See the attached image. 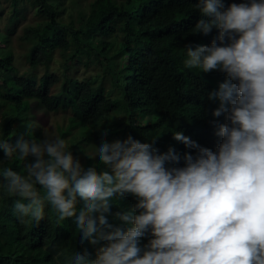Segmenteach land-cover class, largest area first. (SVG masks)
Instances as JSON below:
<instances>
[{
    "label": "clouds",
    "instance_id": "clouds-1",
    "mask_svg": "<svg viewBox=\"0 0 264 264\" xmlns=\"http://www.w3.org/2000/svg\"><path fill=\"white\" fill-rule=\"evenodd\" d=\"M195 7L201 15L192 33H218L211 43L185 44L184 63L226 74L207 93L219 102L212 115H225L212 121L221 137L215 150L176 130L195 153L171 145L162 152L157 137L110 141L105 126L91 145L94 166L78 164L54 132L0 140L5 158L27 161L26 172L0 168V190L18 197L21 222L39 223L47 203L70 219L79 242L98 245L94 258L73 250L67 264H264V0H196ZM128 194L136 203L113 212Z\"/></svg>",
    "mask_w": 264,
    "mask_h": 264
},
{
    "label": "trees",
    "instance_id": "trees-1",
    "mask_svg": "<svg viewBox=\"0 0 264 264\" xmlns=\"http://www.w3.org/2000/svg\"><path fill=\"white\" fill-rule=\"evenodd\" d=\"M195 3L93 0L87 13L81 11L76 21L64 23V0H0V140L14 142L21 134L43 139L41 129L28 117L36 104L68 113V124L59 131L63 137L68 133L69 150L78 164H100L85 153V147L94 143L96 130L105 126L109 129L105 138L110 141L128 134L141 141L157 137L155 146L162 152L171 145L181 155L195 153L196 149L174 138L176 130L215 150L221 137L212 121L224 122L225 115H212L219 102L207 93L218 88L226 74L202 72L184 63L185 44L211 43L218 33L215 28L207 35L192 33L201 15ZM30 9L36 20L22 26L18 39L26 44L31 70L19 71L10 43ZM55 53L63 58L64 69L68 62L86 67L98 63L100 79L51 70ZM38 66H44L41 74ZM118 113L124 117L117 119ZM26 164L15 154L5 158L0 150V168L26 172ZM16 199L0 190V264H67L73 250L95 257L98 245L87 239L79 242L68 217L58 216L46 203L39 223L28 218L21 222L14 209ZM117 199L113 212L136 203L132 194ZM110 222L123 224L111 216ZM148 239L141 237V243Z\"/></svg>",
    "mask_w": 264,
    "mask_h": 264
},
{
    "label": "rangeland",
    "instance_id": "rangeland-1",
    "mask_svg": "<svg viewBox=\"0 0 264 264\" xmlns=\"http://www.w3.org/2000/svg\"><path fill=\"white\" fill-rule=\"evenodd\" d=\"M93 0H64V12L61 14V20L64 23L69 22L70 20L76 21L78 19L79 12H88L89 5ZM36 18L34 17L33 11L30 9L27 12V18L21 20L20 25L18 26V29L16 30V34L13 36L12 41L10 43V46L12 47V50L14 52V63L19 71H30V65L28 64L26 60V44L23 43L20 39H18V36L22 32V26L26 23H33ZM0 22L2 23V19H0ZM0 45H3L1 43ZM67 68L64 69L63 64V58L59 55V53H55L53 57V61L50 63V69L54 70L58 73L64 72L66 75L69 76H76L78 78H92L98 80L100 79V76L102 74L101 69L98 65V63H94L88 67H86L83 64H72L71 62H68ZM44 70V66H38L37 67V73L41 74ZM29 119L41 129L42 137L44 138L45 131L49 133H56L60 135L59 128H62L68 124V113L57 111L52 112L46 110L44 107L40 105L33 104L28 112ZM124 117L123 113L116 114V118ZM64 138L69 143V135L68 133L65 134ZM80 136H76V140H79ZM159 149V148H158ZM160 150V149H159ZM91 151V145H86L85 147V153H90Z\"/></svg>",
    "mask_w": 264,
    "mask_h": 264
}]
</instances>
